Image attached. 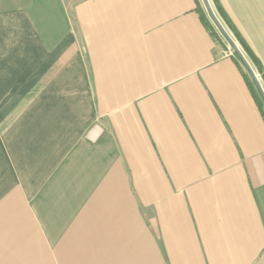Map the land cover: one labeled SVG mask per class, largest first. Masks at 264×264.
Listing matches in <instances>:
<instances>
[{
  "label": "crops",
  "instance_id": "1",
  "mask_svg": "<svg viewBox=\"0 0 264 264\" xmlns=\"http://www.w3.org/2000/svg\"><path fill=\"white\" fill-rule=\"evenodd\" d=\"M197 8L0 0V264H264V109Z\"/></svg>",
  "mask_w": 264,
  "mask_h": 264
},
{
  "label": "trees",
  "instance_id": "2",
  "mask_svg": "<svg viewBox=\"0 0 264 264\" xmlns=\"http://www.w3.org/2000/svg\"><path fill=\"white\" fill-rule=\"evenodd\" d=\"M196 1H197V6H198V0H196ZM211 1H212L213 5H214V7H215V9H216V11L218 13V15L222 18V20L225 23V25L233 33L234 37L236 38V40L241 45L242 49L244 50V52L246 53V55L250 59L251 63L258 70V72L260 74V77H261V79L263 81V84H264V72L262 71L261 65L259 64V60L255 56V54L252 52V50L247 46V44L245 43L244 39L240 36V34L236 30H234L233 25L231 24L230 19L227 17L226 13L224 12V10H223V8H222L219 0H211ZM197 9H198V12L200 14L201 20L204 23H206V21L208 22L206 16H204V14H203L204 12L202 10H200L199 8H197ZM208 15L210 16V13ZM210 32L215 37V34L212 31V28L210 29ZM234 51H235V56L237 57V59H241L239 53L237 52V50L234 49ZM236 62H237V60H236ZM246 80L248 82V86H249V88H250V90H251V92H252V94L254 96V99L256 100V102L258 104V106L261 109H264V93L262 92V90L258 86V84L255 81V79H251L250 80V79H248V77H246Z\"/></svg>",
  "mask_w": 264,
  "mask_h": 264
},
{
  "label": "rangeland",
  "instance_id": "3",
  "mask_svg": "<svg viewBox=\"0 0 264 264\" xmlns=\"http://www.w3.org/2000/svg\"><path fill=\"white\" fill-rule=\"evenodd\" d=\"M207 7V8H206ZM198 8L200 10H202L204 13V16H206L212 31L215 34V39L216 41L222 45L223 48H228V47H234L235 50L236 48H238L237 50H240L238 53L240 55L241 59H237V57L234 55L233 57L237 60V62L241 65L242 69L244 70L246 76L248 77V79H255L254 76L251 73V70L248 68L249 66H251L253 68V72L255 73H259L258 70L256 69V67L251 63L250 59L248 58V56L246 55V53L244 52V50L241 48V46L239 45V42L236 40V38L234 37L233 33L231 31H229L227 28V26L225 25V23L223 22L222 18L218 15L213 3L211 0H198ZM209 9V10H208ZM210 11V12H209ZM216 14L218 17H220V21L223 23L222 25L224 26V28L227 30L228 35H226L225 33H223L221 30H219L217 27L214 26L213 21L210 19V16L208 15L209 13H213ZM227 27V28H226ZM226 32V33H227ZM229 36L233 39L234 42H232L229 39ZM228 39V40H227ZM231 45V46H230ZM233 45V46H232ZM225 49V51H226ZM235 52V51H234ZM243 57V58H242ZM248 65V66H247ZM261 84H262V88H264V84L263 81L261 79V77L259 78Z\"/></svg>",
  "mask_w": 264,
  "mask_h": 264
},
{
  "label": "built area",
  "instance_id": "4",
  "mask_svg": "<svg viewBox=\"0 0 264 264\" xmlns=\"http://www.w3.org/2000/svg\"><path fill=\"white\" fill-rule=\"evenodd\" d=\"M210 19L213 21V23H214V26L215 27H217L219 30H221L223 33H225L226 35H228V32L226 31V29L224 28V26L222 25L223 23L220 21V17H218L216 14H214V12L213 13H210ZM227 32V33H226ZM229 39L232 41V42H234L233 41V39L229 36ZM231 46V45H230ZM234 47H228L227 49H226V51L224 52L225 53V55H227V56H234L235 55V52H234ZM238 48H236V50H237ZM240 50H237V52H239ZM243 58V57H242ZM248 66V65H247ZM250 70H251V73H252V75L254 76V78H255V80H256V82H257V84H258V86L260 87V89L262 90V92L264 93V90H263V88H262V84H261V82H260V80H259V78H260V74L259 73H254L253 71V68L251 67V66H249L248 67Z\"/></svg>",
  "mask_w": 264,
  "mask_h": 264
}]
</instances>
